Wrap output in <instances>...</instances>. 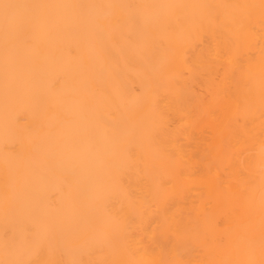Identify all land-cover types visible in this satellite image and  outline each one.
<instances>
[{
	"label": "bare ground",
	"instance_id": "6f19581e",
	"mask_svg": "<svg viewBox=\"0 0 264 264\" xmlns=\"http://www.w3.org/2000/svg\"><path fill=\"white\" fill-rule=\"evenodd\" d=\"M0 264H264V0H0Z\"/></svg>",
	"mask_w": 264,
	"mask_h": 264
},
{
	"label": "snow or ice",
	"instance_id": "6c2138e0",
	"mask_svg": "<svg viewBox=\"0 0 264 264\" xmlns=\"http://www.w3.org/2000/svg\"><path fill=\"white\" fill-rule=\"evenodd\" d=\"M4 7H8V5H4Z\"/></svg>",
	"mask_w": 264,
	"mask_h": 264
}]
</instances>
